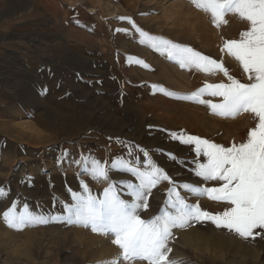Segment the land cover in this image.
Masks as SVG:
<instances>
[{
    "label": "rangeland",
    "instance_id": "rangeland-1",
    "mask_svg": "<svg viewBox=\"0 0 264 264\" xmlns=\"http://www.w3.org/2000/svg\"><path fill=\"white\" fill-rule=\"evenodd\" d=\"M224 19L214 25L191 0H0V188L6 193L0 196V264H100L118 254L113 237L64 218L63 205L73 203L69 189L82 194L83 182L100 198L107 186L73 163L81 153L104 162L131 149L143 166L144 149L177 186H219L193 174L192 146L170 134L229 147L245 141L256 121L250 113L222 117L185 99L205 84L227 83L224 72L182 68L141 43L136 28L208 56L248 83L223 48L248 24L231 13ZM110 176L136 182L124 172ZM169 187L161 181L152 189L149 208L139 213L143 219L165 207ZM177 191L212 214L228 206ZM120 194L130 201L126 189ZM13 202L47 222L8 227L2 213ZM256 231L244 239L210 220L193 221L172 229L169 257L179 264H264V230ZM217 239L228 243L220 246Z\"/></svg>",
    "mask_w": 264,
    "mask_h": 264
},
{
    "label": "snow or ice",
    "instance_id": "snow-or-ice-1",
    "mask_svg": "<svg viewBox=\"0 0 264 264\" xmlns=\"http://www.w3.org/2000/svg\"><path fill=\"white\" fill-rule=\"evenodd\" d=\"M191 3L209 13L216 26L226 23L224 17L229 13L248 24L247 30L240 32L239 39L225 40L223 45L247 75L248 83L229 75L222 63L208 56L189 47L149 36L136 28L141 37L140 42H147L154 50L178 62L182 68L224 72L227 83L205 84L190 97L184 98L207 104L213 114L222 117L250 113L256 121L255 126L249 129L245 141L233 143L229 147L183 132L170 134L181 144L192 146L191 150L195 154L191 161L194 165L193 174L205 182L217 181V187H201L190 183L177 186L144 149L140 150L144 157L143 166L131 149L127 157L115 156L104 162L92 154L84 153L74 159L73 163L82 172L107 184L102 196L97 198L81 182L83 193L69 189L73 203L63 205L64 212L68 214L64 218L69 222L91 227L94 233L113 237L111 243L118 247L119 252L100 264H134L135 261L179 264L169 257L172 249L168 242L172 237V229L187 227L193 221L210 220L217 228H225L244 239L259 235L258 229L264 230V0H191ZM133 27L136 26L133 24ZM205 94L220 97L221 100L212 103L200 99ZM169 156L177 159L173 154ZM112 171L127 173L136 182L112 180ZM161 181L171 185L165 207L160 208L157 215L143 219L139 213L149 208L151 191ZM177 187L190 196H207L214 201L226 202L228 206L223 212L212 214L202 210L198 204L187 203L186 197L177 191ZM121 188L127 190L130 201L122 198ZM4 195L5 190L0 188V196ZM49 218L60 219L57 216ZM2 220L8 227L17 230L47 222L43 215L32 212L27 204L17 210L16 202L2 213Z\"/></svg>",
    "mask_w": 264,
    "mask_h": 264
},
{
    "label": "bare ground",
    "instance_id": "bare-ground-1",
    "mask_svg": "<svg viewBox=\"0 0 264 264\" xmlns=\"http://www.w3.org/2000/svg\"><path fill=\"white\" fill-rule=\"evenodd\" d=\"M28 122V121H27ZM24 130V129H23ZM220 239V238H219ZM218 240V239H217ZM228 243V241H223V240H218V243L217 244H219L220 246L221 245H224V244H227ZM230 245V244H229Z\"/></svg>",
    "mask_w": 264,
    "mask_h": 264
},
{
    "label": "crops",
    "instance_id": "crops-1",
    "mask_svg": "<svg viewBox=\"0 0 264 264\" xmlns=\"http://www.w3.org/2000/svg\"><path fill=\"white\" fill-rule=\"evenodd\" d=\"M248 26L246 28H243V31L247 30Z\"/></svg>",
    "mask_w": 264,
    "mask_h": 264
}]
</instances>
